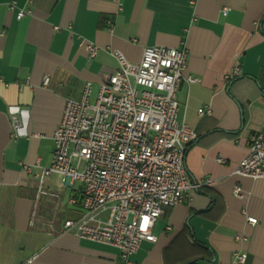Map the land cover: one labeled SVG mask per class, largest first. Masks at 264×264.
Segmentation results:
<instances>
[{
    "label": "crops",
    "instance_id": "1",
    "mask_svg": "<svg viewBox=\"0 0 264 264\" xmlns=\"http://www.w3.org/2000/svg\"><path fill=\"white\" fill-rule=\"evenodd\" d=\"M23 9L31 14L18 20ZM156 46L185 49L186 75L199 81L177 92L179 123L198 135L185 159L197 187L164 208L157 242L142 243L131 262L238 264L244 253L245 264H264V180L235 175L250 137L264 134V0H0V264H117L116 248L62 228L82 214L69 205L82 184L45 182L60 200L38 198L36 173L22 164L50 166L66 102L88 83L95 101L119 69L114 52L139 64Z\"/></svg>",
    "mask_w": 264,
    "mask_h": 264
},
{
    "label": "built area",
    "instance_id": "2",
    "mask_svg": "<svg viewBox=\"0 0 264 264\" xmlns=\"http://www.w3.org/2000/svg\"><path fill=\"white\" fill-rule=\"evenodd\" d=\"M15 5L9 7L15 11ZM19 10L17 19L30 15ZM89 58L98 48L86 46ZM119 63L115 74L99 88L91 101L92 85L86 84L79 101L66 102L61 122L53 135L54 151L49 167L22 164L28 174L36 173L38 198L60 197L45 191L48 177L60 175L82 184L78 219L62 222L65 232L83 240L111 246L120 251L117 264H133L131 256L142 243H156L153 229L164 208L182 203L193 186L188 178L185 159L197 133L178 120L177 92L182 82L197 83L187 76L185 49L145 48L139 64L114 52ZM239 70L235 71V75ZM46 77L43 86L48 87ZM211 114L210 108L199 110ZM13 127L18 132L17 118ZM220 164L225 161L220 159ZM235 175L264 180V134L250 137L249 153L240 162ZM234 193L240 196V189ZM69 205L77 206L71 197ZM256 226L258 221L248 217ZM246 254H235L245 264Z\"/></svg>",
    "mask_w": 264,
    "mask_h": 264
},
{
    "label": "rangeland",
    "instance_id": "3",
    "mask_svg": "<svg viewBox=\"0 0 264 264\" xmlns=\"http://www.w3.org/2000/svg\"><path fill=\"white\" fill-rule=\"evenodd\" d=\"M46 182H64V178L60 175H52L47 178Z\"/></svg>",
    "mask_w": 264,
    "mask_h": 264
},
{
    "label": "trees",
    "instance_id": "4",
    "mask_svg": "<svg viewBox=\"0 0 264 264\" xmlns=\"http://www.w3.org/2000/svg\"><path fill=\"white\" fill-rule=\"evenodd\" d=\"M78 199V207H81V201H82V199H81V196L79 197V198H77Z\"/></svg>",
    "mask_w": 264,
    "mask_h": 264
}]
</instances>
